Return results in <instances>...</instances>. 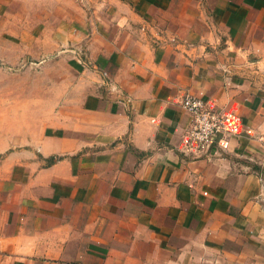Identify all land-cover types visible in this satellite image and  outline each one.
Instances as JSON below:
<instances>
[{
	"label": "crops",
	"instance_id": "obj_1",
	"mask_svg": "<svg viewBox=\"0 0 264 264\" xmlns=\"http://www.w3.org/2000/svg\"><path fill=\"white\" fill-rule=\"evenodd\" d=\"M25 9L85 79L0 83V264H264V0H0ZM186 94L225 116L206 151Z\"/></svg>",
	"mask_w": 264,
	"mask_h": 264
},
{
	"label": "rangeland",
	"instance_id": "obj_2",
	"mask_svg": "<svg viewBox=\"0 0 264 264\" xmlns=\"http://www.w3.org/2000/svg\"><path fill=\"white\" fill-rule=\"evenodd\" d=\"M5 12V13H4ZM0 17L7 18V26H0V37H9L7 45L0 42V83L12 85L15 90L16 85H40L41 91L47 92L45 88L49 81L56 83V95L64 92L62 85H80L85 79L79 71L71 72L64 68L63 65L55 64V55L44 58L42 53L48 49H54V43L44 40L52 28L48 26L46 14L48 11L37 9L25 10H5ZM41 20V21H40ZM45 23L47 25H45ZM54 29V28H53ZM34 36V37H32ZM62 43V42H61ZM58 52L70 53L73 48L62 49L60 41L57 43ZM65 44V43H63ZM1 46L3 51H1ZM8 54L6 56L5 54ZM49 61V67L54 69H43V62ZM42 63V64H39ZM55 70V76L51 77L48 72ZM19 77L17 78V76ZM69 89H72L70 86Z\"/></svg>",
	"mask_w": 264,
	"mask_h": 264
},
{
	"label": "built area",
	"instance_id": "obj_3",
	"mask_svg": "<svg viewBox=\"0 0 264 264\" xmlns=\"http://www.w3.org/2000/svg\"><path fill=\"white\" fill-rule=\"evenodd\" d=\"M181 107L192 118L187 135V143L192 152L206 151L217 135L227 133L222 111L209 107L201 99L186 94L182 99ZM262 186L264 188V183Z\"/></svg>",
	"mask_w": 264,
	"mask_h": 264
},
{
	"label": "trees",
	"instance_id": "obj_4",
	"mask_svg": "<svg viewBox=\"0 0 264 264\" xmlns=\"http://www.w3.org/2000/svg\"><path fill=\"white\" fill-rule=\"evenodd\" d=\"M54 160H56V159L55 158L50 159V163L53 162Z\"/></svg>",
	"mask_w": 264,
	"mask_h": 264
}]
</instances>
